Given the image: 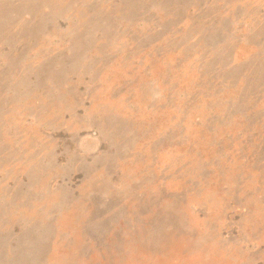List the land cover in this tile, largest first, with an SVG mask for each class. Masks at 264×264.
Instances as JSON below:
<instances>
[{"label": "rangeland", "instance_id": "1", "mask_svg": "<svg viewBox=\"0 0 264 264\" xmlns=\"http://www.w3.org/2000/svg\"><path fill=\"white\" fill-rule=\"evenodd\" d=\"M0 264H264V0H0Z\"/></svg>", "mask_w": 264, "mask_h": 264}]
</instances>
